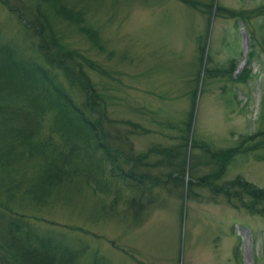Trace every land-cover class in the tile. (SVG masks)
Here are the masks:
<instances>
[{
	"label": "rangeland",
	"instance_id": "1",
	"mask_svg": "<svg viewBox=\"0 0 264 264\" xmlns=\"http://www.w3.org/2000/svg\"><path fill=\"white\" fill-rule=\"evenodd\" d=\"M70 1L113 53L93 48L74 25L58 23L68 48L112 75L85 68L107 101L111 130L120 139L117 156L145 155L146 167L137 173L150 178L165 180L173 165L185 167L184 183L141 187L117 176L104 190L87 185L86 177L65 179L46 203L24 199L12 206L21 202L26 174L24 183L16 178L13 211L25 215L22 220L36 234L80 250L77 264H264V217L232 208L199 185L191 193L186 189L190 174L197 181L217 166L201 144L212 151L234 148L242 135L264 124V0H198L196 6L178 0ZM217 6L248 18L232 19ZM23 38L17 18L0 4V40L26 46ZM232 61V77L221 75L219 69H229ZM244 67L251 68L248 81L231 80ZM42 121L44 140L52 136L53 113ZM260 156L261 151L236 156L222 180L241 176L264 189ZM119 165L128 172L127 163ZM134 196L141 197L135 207Z\"/></svg>",
	"mask_w": 264,
	"mask_h": 264
},
{
	"label": "trees",
	"instance_id": "2",
	"mask_svg": "<svg viewBox=\"0 0 264 264\" xmlns=\"http://www.w3.org/2000/svg\"><path fill=\"white\" fill-rule=\"evenodd\" d=\"M178 1L201 5L198 0ZM0 4L17 18L24 34L23 43L27 42L26 46H19L0 40V264H77L80 250L36 234L22 220L25 215L13 211L9 203L14 197L13 190L20 186L16 178L23 180V176L30 175L25 180L27 187L21 193V202L16 201L12 206L24 199L46 203L54 187L63 185L65 179L86 177L87 185L95 184L93 189L104 190L117 176L141 187L147 182L152 186H164L171 180L184 183L185 167L173 165L165 181L162 177L150 178L146 173H137L146 167L145 155L117 156L120 139L111 130L107 101L91 83L85 68L109 79L112 75L79 51L68 48L63 42V26L74 25L93 48L110 56L113 53L107 51L99 31L86 22L82 11L76 10L70 0H0ZM216 9L219 13L227 12L232 19L248 18L242 12H228L219 6ZM263 11L261 7L260 12ZM253 58V51L248 52V65ZM219 70L221 75L232 77L236 70L234 61L229 69ZM206 74L213 77L209 72ZM59 77H63V82ZM250 77L251 68L244 67L231 80L246 83ZM47 113H53L49 128L52 136L42 140L39 138L44 127L42 118ZM54 136L63 140L65 149L61 142H54ZM195 147L193 142L190 148ZM200 148L217 166L197 181L190 174L187 191L191 193L199 185L213 197H222L232 208L264 217L263 188L241 176L222 180L238 155L261 151L259 158L264 160V124L254 134L242 135L234 148L212 151L206 144ZM163 151L170 152V149ZM195 160L194 157L189 161L190 173ZM120 161L130 166L127 173L120 171ZM139 198L134 196L133 207Z\"/></svg>",
	"mask_w": 264,
	"mask_h": 264
},
{
	"label": "water",
	"instance_id": "3",
	"mask_svg": "<svg viewBox=\"0 0 264 264\" xmlns=\"http://www.w3.org/2000/svg\"><path fill=\"white\" fill-rule=\"evenodd\" d=\"M245 57V56H244ZM245 63V60L243 61Z\"/></svg>",
	"mask_w": 264,
	"mask_h": 264
}]
</instances>
